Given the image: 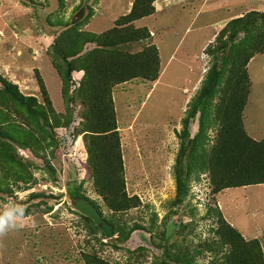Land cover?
I'll return each instance as SVG.
<instances>
[{
    "label": "rangeland",
    "instance_id": "obj_1",
    "mask_svg": "<svg viewBox=\"0 0 264 264\" xmlns=\"http://www.w3.org/2000/svg\"><path fill=\"white\" fill-rule=\"evenodd\" d=\"M131 4L132 0H0V75L23 94L41 101L38 72L54 109L63 112L60 78L48 54L49 45L64 29L59 21H84L83 30L101 33L114 26L115 19L127 13ZM153 4L154 14L135 24L154 35L161 77L157 82L134 78L115 85L112 91L126 191L136 194L141 205L111 214L94 192L83 135L77 133L82 107L75 98L69 104L76 110L74 121L54 128L58 146L53 156L46 152V164L30 150L17 148L21 159L32 163V180L26 185L12 184L9 192L0 191V217L13 213V226L0 230V264H85L82 255L86 252L114 264H185L179 256L183 257L187 246L191 247L187 254L190 264H210L220 254L206 251L203 244L214 239L217 207L246 239L258 238L264 251V184L214 193L208 172L200 166L218 128L211 119L218 91L210 101L205 127L196 136L194 148L186 144L182 170L183 174L188 169L191 172L182 202H174L181 133L186 129L192 138L199 129L198 113L189 127L183 126V120L212 62L202 47L215 42L221 29L211 37L218 26L215 22L231 10L225 0H155ZM262 6L264 3H252V10ZM233 8H244V3ZM141 45L134 43L131 50ZM248 72L243 124L247 134L261 139L264 53L249 63ZM82 75L73 71L75 81ZM189 161L192 167L187 165ZM69 184H80L85 196L98 204L101 216L118 222L120 231L106 238L82 218L71 205ZM15 209H22V214ZM132 225L142 228L129 232Z\"/></svg>",
    "mask_w": 264,
    "mask_h": 264
},
{
    "label": "trees",
    "instance_id": "obj_2",
    "mask_svg": "<svg viewBox=\"0 0 264 264\" xmlns=\"http://www.w3.org/2000/svg\"><path fill=\"white\" fill-rule=\"evenodd\" d=\"M154 1L132 0L129 11L116 18L114 26L101 33L83 30L80 26L84 21H59L64 29L49 45L48 54L52 68L60 78L63 112L54 109L38 72L36 79L41 101L34 95L23 94L16 84L0 75L2 193L9 192L12 184L20 182L26 185L32 180L29 171L32 163L24 162L17 148L30 150L45 164L48 162L46 152L53 156L58 146L53 130L74 121L76 110L69 104L76 98L82 107L77 133L83 135L86 164L94 192L111 214H121L141 205L136 194L129 195L126 191L112 91L115 85L134 78L154 82L159 76L160 57L157 46L152 42V34L146 27L134 24L154 14ZM91 43L94 46L87 48L86 45ZM134 43H141L142 47L132 51ZM204 52L212 62L183 120V126L189 127V121L198 113L199 129L192 138L186 129L181 133V149L174 170L177 184L174 202L177 203L182 202L183 194H186V181L191 172L188 169L183 174L182 170L186 144L194 148L196 136L205 127L210 101L217 91L211 119L218 128L214 142L200 159L201 169L208 172L212 191L218 193L230 187L264 184V137L254 139L246 133L243 124V111L249 94L247 65L254 56L264 53V11L249 10L227 21L216 34L215 42L208 44ZM73 71L83 72L82 78L75 81ZM187 165L192 167V161ZM68 194L84 198L102 215L96 201L85 196L80 184H69ZM214 211V239L204 243L203 247L215 256L220 254V258L216 257L210 264H264V251L259 239H246L224 219L218 207ZM80 216L98 229L90 217L81 213ZM103 219L113 233L120 231L118 222ZM141 228L132 225L129 232ZM163 238L166 239V235ZM188 250L191 247L187 246L183 257L179 256L185 264H190ZM82 257L85 264H114L95 253L86 252Z\"/></svg>",
    "mask_w": 264,
    "mask_h": 264
},
{
    "label": "water",
    "instance_id": "obj_3",
    "mask_svg": "<svg viewBox=\"0 0 264 264\" xmlns=\"http://www.w3.org/2000/svg\"><path fill=\"white\" fill-rule=\"evenodd\" d=\"M72 207L79 211L81 214L86 215L92 219V221L98 226L103 232L106 238H110L113 235V231L110 225L102 218L96 208L87 202L80 196L70 197Z\"/></svg>",
    "mask_w": 264,
    "mask_h": 264
},
{
    "label": "crops",
    "instance_id": "obj_4",
    "mask_svg": "<svg viewBox=\"0 0 264 264\" xmlns=\"http://www.w3.org/2000/svg\"><path fill=\"white\" fill-rule=\"evenodd\" d=\"M208 1H209V0H206V3H208ZM241 2L244 3V8H239V10L233 8V7H236V5L239 4V3H241ZM257 2L264 3V1H262V0H259V1H256V2H254L253 0H225V3L228 4L227 6L229 7V8H227V10H231V11H228L229 15H226L225 17L222 16V17H220V18H217V19H220L221 21L218 22V23L215 22V24L218 25V26H216V29L213 30V33H214V34H211V37H212L213 35H215V34L217 33V31H218L220 28H222V26H224V24H225L227 21H229L230 19H232V18H234V17L241 16L243 13H245V12H247V11H249V10H252V3H257ZM230 7H232V9H230ZM262 7H264V6H262ZM254 10H255V9H254ZM260 11H264V8H261ZM194 16H195V15H194ZM135 22H136V21H135ZM135 22H134V24H135ZM135 25H136V24H135ZM211 25H212V24H211ZM214 31H215L216 33H215ZM150 32L152 33V31H150ZM152 34H153V33H152ZM152 36H153V38H152V42H153L154 44H156V43H155V39H154V35H152ZM211 37H210V38H211ZM210 38H209L208 42L211 41ZM205 45H206V44H205ZM205 45L202 47V50H204ZM254 58H255V56L249 61V63H250ZM249 63H248V65H247V70H248ZM248 73H249V72H248ZM160 77H161V74H160V76H159V79H160ZM157 81H158V79H157L155 82H157ZM246 105H247V104H246Z\"/></svg>",
    "mask_w": 264,
    "mask_h": 264
},
{
    "label": "clouds",
    "instance_id": "obj_5",
    "mask_svg": "<svg viewBox=\"0 0 264 264\" xmlns=\"http://www.w3.org/2000/svg\"><path fill=\"white\" fill-rule=\"evenodd\" d=\"M15 211L22 214V209H15ZM12 220H13V213L12 212H8L3 217H0V230H3L9 226H13Z\"/></svg>",
    "mask_w": 264,
    "mask_h": 264
}]
</instances>
